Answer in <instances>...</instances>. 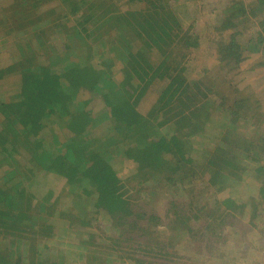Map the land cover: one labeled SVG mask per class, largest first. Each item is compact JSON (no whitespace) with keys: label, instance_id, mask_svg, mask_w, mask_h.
Segmentation results:
<instances>
[{"label":"trees","instance_id":"obj_1","mask_svg":"<svg viewBox=\"0 0 264 264\" xmlns=\"http://www.w3.org/2000/svg\"><path fill=\"white\" fill-rule=\"evenodd\" d=\"M51 1L60 10H46L43 19L53 22V34L66 32L65 42L54 51L43 31H35L36 47L53 53L44 55L46 63L35 61L27 43L22 49L14 41L17 61L0 67V81L19 79L10 101H0V264H175L178 241L217 256L237 234L230 221L235 217L264 236L263 124L249 156L223 155L226 130L241 119L257 120L258 106L250 115L257 102L235 93L226 106L212 77L231 73L246 51L261 53L256 72L264 73V0H229L220 8L213 23L219 36L202 49L211 67L189 60L203 46L196 25L206 18L207 0H197L202 10L186 28L172 10L177 0H9L1 18L9 13L12 22L25 18L19 27H35L27 17ZM243 32L249 36L244 44L237 42ZM115 61L119 82L113 80ZM148 93L154 102L140 115L137 104ZM97 100L100 115L92 112ZM212 111L230 117L217 123L216 143L207 147L198 140L220 115ZM105 121V133L95 136ZM44 122L61 123L56 132L70 134L62 153L36 138ZM49 137L57 141L53 131ZM20 151L29 167L15 160ZM198 165L208 175L207 187L215 188L212 201L198 200L206 189L199 191L200 177H194ZM229 167L239 173L230 174ZM35 169L36 177L45 175L43 183L63 180L59 195L52 198L48 190L37 197ZM156 190L165 196L162 215L135 206L144 192ZM63 196L66 208L58 203ZM166 232L176 238L172 244L155 238Z\"/></svg>","mask_w":264,"mask_h":264},{"label":"rangeland","instance_id":"obj_2","mask_svg":"<svg viewBox=\"0 0 264 264\" xmlns=\"http://www.w3.org/2000/svg\"><path fill=\"white\" fill-rule=\"evenodd\" d=\"M207 1L208 3L204 1L206 7L204 16L206 18L203 19L198 25H196V28L198 30L197 35H199L198 42L203 45V48L201 47V49L197 51L196 54H199V56L194 54L189 59L192 60V64L194 63L197 67H202L203 65L211 67L213 59L211 57L208 58L207 55L204 54L205 51H202V49H207V46L213 45L212 43L214 42L215 36H219V34L213 31L214 19L216 15L219 14V11H221L220 8L228 5V3L230 2L229 0ZM8 2L9 0H0V67L7 66L11 63L13 64L17 61L18 52L17 47H15L14 41L18 42L19 46L22 47V49H25V44L27 43L33 53L35 61L40 64L46 63L47 58H45L46 56L44 55H50L53 53L36 47V37L33 35V33H35V31L42 30L44 33L42 37L46 41V46L54 51H57V48H59L61 43L65 42L64 34L66 32L61 31L62 37L58 36L57 34H53V29L49 27L50 25L52 26L53 22L47 23L43 19V14L47 13L46 10L52 9L58 12L60 10V5L57 1L49 2L42 9H40L39 11H33V14L31 13L32 15L30 17H27V20L29 19L30 22L36 24L35 27H32L31 25L30 27H28L29 25L26 27H19V24L25 22V18L16 17L17 19L12 22V17H9V13H7L5 19L1 18L2 15L5 14L4 9L1 8H5ZM172 8L174 14H176V16L180 19L184 28H186L187 25L195 19V15H197L198 17L200 11L202 10L201 6L199 9V3L197 0H177L175 4H173ZM38 17H40V20L37 21L36 19ZM68 23L69 26L73 24L72 18H70V21ZM7 31H11L12 33L8 36L6 34ZM245 39H249V36L244 33V35L239 36L237 42L244 44ZM244 54L246 55L247 59L241 62L236 69L231 71V73L226 74L224 73V71H221L218 74H212V77L218 83L216 86L218 89L217 97H223L225 100L224 104L226 106L231 104V98L235 93H237V98H248L250 103H253L255 101L257 102V104L251 105L250 115H253L251 114L252 112H254L253 108L258 106L257 120L251 118L248 122L247 119L244 121L241 119V122H237L236 124L231 125V128L226 130L229 133L227 135L226 144L225 146H223V155H228L230 157L249 156L252 153L251 149H254L253 134H255V131H258L260 129V123L263 124L262 128H264V85L261 83L264 81V73L259 74L258 72H256L259 65L258 63L262 60L261 53L251 54L246 51ZM15 56L16 58L14 59ZM54 62L56 64L57 61ZM93 66L95 68L99 67V65H95V63ZM119 69H121V65L119 62L115 61L112 71L115 74L113 76V80L116 82H119L118 78L120 79L121 77V74L118 72ZM213 69H215L214 66L210 68V70ZM189 77L190 79H193L192 76ZM18 82L19 79L17 76H9L0 81V101H10L12 97L11 92L16 91V89L18 88ZM230 84H233L235 89H237V92H233V88ZM206 93L207 95H212L208 90L206 91ZM147 95V97L145 96L143 100L137 104V111L140 115H145L149 107L152 105V102H154L153 93H148ZM243 101L246 102L245 100ZM102 107L103 105L101 104V102L97 100L92 106V112L96 115H100L102 113ZM238 108L241 114H247V111L242 108V105H239ZM184 111L187 112L188 109H185ZM213 113H219L220 115H223L221 117L220 115L215 114L212 118L213 122L207 125L205 133H202V138L198 140L199 143H203V145L207 147L209 145H213V142L214 145L216 143L215 127L217 126V123L218 125H222L224 123L223 119H227L230 117H228V112L220 113L214 111ZM251 123L255 124L251 125ZM43 124L44 125L42 130L38 132L36 138H38V136L39 138H43L42 145L45 149L56 151L60 150V152L62 153V144H64L65 138H68L70 134L66 132L65 128L61 130L64 136L61 132H56L58 129L57 127L62 125L61 123L56 124V122H44ZM107 127L108 124L107 121H105L97 128H95L92 133L97 137H101V134L103 135L105 133ZM51 130L57 138V141L55 142H52L49 137L52 133ZM194 157H196V154H194ZM15 160H17V163L21 167H29V157L24 151H20L19 154L15 157ZM198 166L194 168L195 171L193 173H195L194 177H200L198 184L199 191L201 190V188H206L204 194L200 193L198 200L200 199V201H204L205 199H207L212 201L215 194V188L213 189L207 187L208 175L203 174L205 173V170L204 168H202V166ZM227 170L232 175H234L233 173H239V171H236L235 168L229 167L227 168ZM39 173L40 172L35 169L33 170L32 175V186H34L36 192L38 191L37 197H44L48 193V190L52 191V198L59 195V191L63 189V180H55L54 178L53 180H49L48 182L43 183L42 180L45 178V175L36 177L37 175H39ZM1 174L2 169H0V176ZM259 181L264 183V176L259 177ZM249 189L250 191H252V188ZM246 191L250 192L249 190ZM195 192L198 191L195 190ZM162 196L165 197L164 195H162L161 190H156L155 193L151 194L146 191L143 193V199L141 201H136L135 206H137L138 209L143 208L146 211H150L153 208L159 215H162ZM52 198L50 201H52ZM134 198H136L135 195ZM59 201L58 203H60V205L64 208L69 205V201L65 196H63ZM212 207L213 206H211L210 208ZM211 212L212 214H215V207H213V210ZM230 221L233 230H235L237 234L236 236L232 237V239L228 238L225 244L221 246V250L216 253L217 256L209 257L204 251L197 250V248H195L193 244L188 245L184 241H178L175 244L176 248L172 250L176 255V259H174V261L176 260L175 264H264V236L261 235L260 230L248 228L246 222H244V218L241 219L240 217H235V220ZM226 229L229 228H227L226 226ZM155 238L163 244H172V240L176 239L173 238L170 234H167V232L165 235H157V237ZM168 260L173 261V258H169ZM115 264H122L121 259H117L115 261Z\"/></svg>","mask_w":264,"mask_h":264}]
</instances>
